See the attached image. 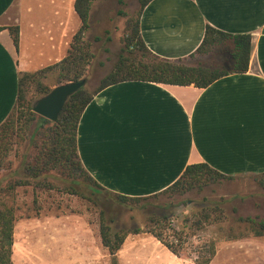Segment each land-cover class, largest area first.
I'll use <instances>...</instances> for the list:
<instances>
[{"label": "crops", "instance_id": "0c3cea01", "mask_svg": "<svg viewBox=\"0 0 264 264\" xmlns=\"http://www.w3.org/2000/svg\"><path fill=\"white\" fill-rule=\"evenodd\" d=\"M75 1L0 0V26L20 30L19 49L8 28L0 31V125L17 104L20 73L66 56L82 23ZM207 25L252 35L246 72L206 87L125 80L100 90L84 108L78 152L104 188L153 195L196 163L234 177L264 172V0H150L139 21L148 48L169 59L194 53ZM258 238L224 240L210 264L264 263L243 254Z\"/></svg>", "mask_w": 264, "mask_h": 264}, {"label": "trees", "instance_id": "16d2710c", "mask_svg": "<svg viewBox=\"0 0 264 264\" xmlns=\"http://www.w3.org/2000/svg\"><path fill=\"white\" fill-rule=\"evenodd\" d=\"M97 0H76L75 9L81 26L74 34L70 48L61 60L32 72H21L18 85V101L8 118L0 125V264H14V222L16 220V190L20 186L56 190L77 195L91 202L99 210V233L103 246L108 250L111 264H120L118 252L129 234L149 233L170 252L179 256L197 232L207 226L222 223L226 219L224 202L220 197L203 196L197 202L203 204L197 213H187L176 221L175 209L181 203L178 197L202 190L209 183L233 180L238 177L225 175L207 163H196L186 167L183 174L166 189L149 196L131 197L112 192L100 185L83 166L78 152L77 131L81 114L94 95L103 88L125 80H147L176 85L206 87L230 73L246 72L252 50L250 33L233 34L207 25L204 38L189 57L169 59L153 53L144 41L139 28L142 9L150 0H141L135 19L129 20L130 32L124 40L118 59L112 69L102 78L94 91L85 86L67 100L58 119L52 121L33 111L27 99V87L34 84L42 95L52 88L41 81L48 73L56 74V86L62 83L88 79L96 53L93 43L85 35L90 29V15ZM8 28L16 49H19L18 25L0 26ZM95 40H100L96 37ZM221 48L225 63L221 66H206L189 63L196 55H207ZM103 64V63H101ZM36 123L31 135L27 133ZM28 139L29 144L21 153L19 144ZM21 158L14 166L12 156ZM264 185V172L257 175ZM6 181V182H5ZM5 182V183H4ZM162 196L163 201L160 202ZM177 197V198H176ZM195 201V200H194ZM134 204V205H133ZM152 207L143 225L129 227L116 222L115 211L120 208L133 210ZM237 209L234 207L233 212ZM237 223L244 226L240 234L229 226V235L215 236L206 240L195 250V264H210L217 253V242L245 237L264 236V219L238 216ZM220 228V227H219ZM222 228H220L221 230Z\"/></svg>", "mask_w": 264, "mask_h": 264}, {"label": "rangeland", "instance_id": "374dc122", "mask_svg": "<svg viewBox=\"0 0 264 264\" xmlns=\"http://www.w3.org/2000/svg\"><path fill=\"white\" fill-rule=\"evenodd\" d=\"M140 7L141 0H97L94 3L90 15V29L85 35L86 39L93 43L92 49L96 53L85 85L89 91L98 88L102 78L114 66L130 32L129 20L137 17ZM97 36L100 40H95ZM222 50L218 48L207 55H196L189 58L188 62L221 66L225 63ZM32 53H35V50ZM41 62H44V59L38 60V63ZM41 81L54 88L56 74L50 72L41 77ZM25 89L27 99L32 104L43 96L34 84ZM35 125L36 123L28 131V137ZM27 144L28 139L19 144L21 153L25 152ZM12 158L14 166L21 161V158L15 157L14 154ZM4 173L7 172L2 174ZM259 179L257 175H247L233 180L211 182L202 190L176 197V201L189 199L190 202L181 203L176 207V221L187 213L200 211L203 204L197 201L203 196L212 199L223 197L226 219L220 224L209 225L198 231L179 256L171 253L149 233L129 234L118 252L120 264H195V250L206 240L217 235L222 238L229 235V226H234L237 234L245 231L244 226L237 223L238 216L264 219V185L259 183ZM15 193L16 220L12 255L14 264H111L110 254L103 246L99 233V210L91 202L68 192L37 189L32 186H20ZM163 198L165 197L162 196L158 200L162 202ZM234 207L236 212H233ZM151 209L150 206H137L133 210L120 208L115 211L116 222L126 227L133 224L143 225ZM256 240L258 242L247 244L243 254L262 256L264 259V237ZM223 241L217 242V249ZM231 255H234V252ZM236 255L242 254L237 251Z\"/></svg>", "mask_w": 264, "mask_h": 264}, {"label": "water", "instance_id": "95a60500", "mask_svg": "<svg viewBox=\"0 0 264 264\" xmlns=\"http://www.w3.org/2000/svg\"><path fill=\"white\" fill-rule=\"evenodd\" d=\"M86 83L87 79L83 78L55 86L49 93L36 100L33 111L40 116L56 121L69 97L82 89Z\"/></svg>", "mask_w": 264, "mask_h": 264}]
</instances>
